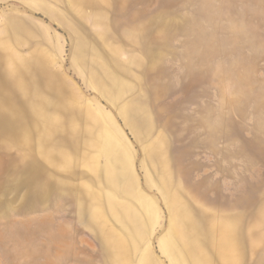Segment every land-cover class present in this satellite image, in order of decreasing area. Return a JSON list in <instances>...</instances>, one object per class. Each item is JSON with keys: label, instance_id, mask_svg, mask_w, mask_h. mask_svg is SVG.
<instances>
[{"label": "rangeland", "instance_id": "rangeland-1", "mask_svg": "<svg viewBox=\"0 0 264 264\" xmlns=\"http://www.w3.org/2000/svg\"><path fill=\"white\" fill-rule=\"evenodd\" d=\"M0 54V264H264V0H0ZM38 55L67 166L8 80Z\"/></svg>", "mask_w": 264, "mask_h": 264}, {"label": "bare ground", "instance_id": "bare-ground-1", "mask_svg": "<svg viewBox=\"0 0 264 264\" xmlns=\"http://www.w3.org/2000/svg\"><path fill=\"white\" fill-rule=\"evenodd\" d=\"M15 57L13 59L17 61L18 57ZM43 59L38 55L34 60H22L23 68L20 71L17 69L19 63L11 59V64L17 66H13L14 74H10L8 80L11 82L12 89L15 90L14 94L18 97V102L26 107L30 117L34 116L32 122L33 138L35 137L34 152L52 164L67 166L75 158L76 148L79 145L78 131L69 128L72 120L68 100L65 99L63 90L56 85L57 83L55 84V78L48 76ZM43 91H49L54 101L50 102L47 96H44L46 101L42 97ZM60 115H63L64 119H59L62 118ZM47 117L51 119L50 125L44 124ZM30 140L29 132L26 131L19 143L25 149ZM66 147L69 150L66 151Z\"/></svg>", "mask_w": 264, "mask_h": 264}]
</instances>
